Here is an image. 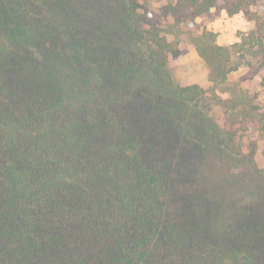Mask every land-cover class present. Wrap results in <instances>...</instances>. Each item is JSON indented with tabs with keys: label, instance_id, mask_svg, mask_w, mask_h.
I'll list each match as a JSON object with an SVG mask.
<instances>
[{
	"label": "trees",
	"instance_id": "1",
	"mask_svg": "<svg viewBox=\"0 0 264 264\" xmlns=\"http://www.w3.org/2000/svg\"><path fill=\"white\" fill-rule=\"evenodd\" d=\"M71 1L84 11L80 0H0V264H158L163 245L174 249L192 231L206 229L224 240L216 212H193V219L171 211L169 197L160 196L159 173L139 167L120 176L108 144L97 146L84 133L95 122L102 128L87 113L108 98L95 95L102 79L96 80L93 64L67 63L51 76L49 66L35 62L39 40L65 37L62 18L72 11ZM141 5L121 0L123 27L147 64L169 79L170 42L164 32H148ZM212 8L241 12L252 25L237 32V41L218 44L214 31L194 22ZM165 10L174 25L192 26L190 41L210 82L225 81L238 67L234 59L264 66V0H175ZM174 91L183 102L204 99L197 84ZM240 99L233 96L228 106H244ZM95 136L107 135L100 130ZM257 238L251 234L247 241Z\"/></svg>",
	"mask_w": 264,
	"mask_h": 264
},
{
	"label": "rangeland",
	"instance_id": "2",
	"mask_svg": "<svg viewBox=\"0 0 264 264\" xmlns=\"http://www.w3.org/2000/svg\"><path fill=\"white\" fill-rule=\"evenodd\" d=\"M174 1L141 0L139 8L148 32H164L170 42L169 79L147 64L130 39L121 0H80L83 12L71 1L72 11L62 18L65 37L39 40L35 62L49 66L51 76L63 73L67 63L93 64L96 80L102 79L95 95L108 98L87 113L98 117L102 128L95 122L84 133L97 146L108 144L120 176L122 169L139 167L159 173L164 184L160 196L169 197L171 211L193 219V212H216L222 218L224 240L206 229L192 231L176 240L174 249L163 245L158 264H264V233L255 228H264V66L249 57L251 65L234 59L238 67L225 81L210 82L208 68L190 41L192 26L174 25L165 10ZM223 13L212 8L194 19L200 29L216 33L217 43L218 25L212 21ZM238 31L221 45L237 41ZM191 84L205 90L202 101L177 98L174 89ZM233 96L242 98L244 106H228ZM100 130L106 138L93 141ZM251 234L258 238L247 241Z\"/></svg>",
	"mask_w": 264,
	"mask_h": 264
},
{
	"label": "crops",
	"instance_id": "3",
	"mask_svg": "<svg viewBox=\"0 0 264 264\" xmlns=\"http://www.w3.org/2000/svg\"><path fill=\"white\" fill-rule=\"evenodd\" d=\"M223 17L218 20L212 21L214 25H218V43H230L231 32L236 30L245 31L249 25V22L244 19L241 13L228 15L227 13L222 14ZM236 40V37L233 38Z\"/></svg>",
	"mask_w": 264,
	"mask_h": 264
}]
</instances>
